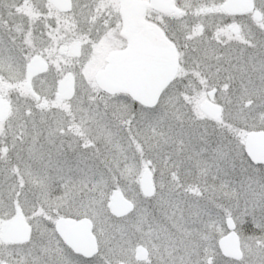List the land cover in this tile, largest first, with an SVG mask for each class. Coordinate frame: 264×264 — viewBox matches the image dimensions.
Listing matches in <instances>:
<instances>
[{"label":"snow or ice","instance_id":"obj_1","mask_svg":"<svg viewBox=\"0 0 264 264\" xmlns=\"http://www.w3.org/2000/svg\"><path fill=\"white\" fill-rule=\"evenodd\" d=\"M0 264H264V0H0Z\"/></svg>","mask_w":264,"mask_h":264}]
</instances>
